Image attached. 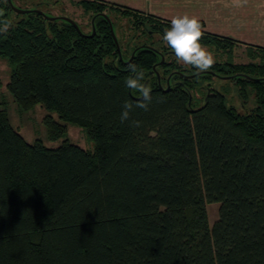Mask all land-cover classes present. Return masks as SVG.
I'll list each match as a JSON object with an SVG mask.
<instances>
[{"label":"trees","instance_id":"1","mask_svg":"<svg viewBox=\"0 0 264 264\" xmlns=\"http://www.w3.org/2000/svg\"><path fill=\"white\" fill-rule=\"evenodd\" d=\"M81 5L93 20L81 32L93 25V37L0 1V57L16 106L41 105L51 141L67 131L55 115L95 144L91 153L67 140L55 149L27 143L0 107V264H264V48H250L251 63L215 60L202 73L178 65L163 40L170 22L98 0ZM112 9L138 30L124 51L116 37L120 55L100 15ZM200 43L228 56L237 46L207 32ZM132 65L152 100L122 123L123 104L141 100L125 86ZM203 75L231 80L253 106L241 112L208 88L195 107Z\"/></svg>","mask_w":264,"mask_h":264},{"label":"rangeland","instance_id":"2","mask_svg":"<svg viewBox=\"0 0 264 264\" xmlns=\"http://www.w3.org/2000/svg\"><path fill=\"white\" fill-rule=\"evenodd\" d=\"M83 1L85 0H11V3L13 7L20 10H38L49 17L69 18L78 25L82 32L89 33L91 31V13L84 10L81 5ZM103 14L109 16L111 25L113 24L114 27V33L121 43V49L123 51L126 50L125 48L128 43H130L133 36L138 33V30L134 28L133 19L122 15L116 9L106 11ZM158 40L159 37L155 38L153 42L157 45ZM139 41L143 42V44L151 45L150 41L144 37H141ZM204 47L213 53L215 60L223 63L246 64L252 62V60L245 56L243 47L237 46L230 56L222 52H217V54H215L214 48ZM258 55L264 58V52L261 53L258 51ZM253 62H260V58L253 60ZM178 65L183 68H185V65L187 66V64L182 62H178ZM10 74L11 68L8 61L0 57V107H3L7 111L9 123L27 143L33 144L36 141H40L45 147L55 149L58 148L64 140H67L69 143L85 151L91 153L94 151L95 144L89 139L85 129L72 123L59 121L55 115H53L55 120L65 124L67 131L63 138L55 141L49 140L47 131L42 123L43 118L47 115L46 110L41 105H37L29 111L19 110L6 89ZM196 82L202 89L192 91L195 107H199L202 104V97H204V93L208 88L222 93L226 98L227 105H231L241 112L248 111L253 106V96L250 94L251 101H244L239 95L238 88L229 79L203 75L201 78L196 79ZM218 208L219 204L217 203L206 205L209 226H212L217 220Z\"/></svg>","mask_w":264,"mask_h":264},{"label":"crops","instance_id":"3","mask_svg":"<svg viewBox=\"0 0 264 264\" xmlns=\"http://www.w3.org/2000/svg\"><path fill=\"white\" fill-rule=\"evenodd\" d=\"M171 23L178 15L199 19L202 30L244 48H264V0H98ZM236 46V47H237ZM235 47V49H236Z\"/></svg>","mask_w":264,"mask_h":264},{"label":"clouds","instance_id":"4","mask_svg":"<svg viewBox=\"0 0 264 264\" xmlns=\"http://www.w3.org/2000/svg\"><path fill=\"white\" fill-rule=\"evenodd\" d=\"M203 35L204 32L199 19L185 14L171 19V27L165 31L163 40L172 49L178 62L191 65L203 72L215 63L213 53L200 43ZM130 70L132 75L126 78L125 86L138 91L141 94V100L135 103L125 102L123 104L120 116L122 123L129 120L134 106L147 111L152 100L150 88L142 82L144 72L138 70L135 65H132ZM132 124L136 127L140 126L139 121H132Z\"/></svg>","mask_w":264,"mask_h":264},{"label":"water","instance_id":"5","mask_svg":"<svg viewBox=\"0 0 264 264\" xmlns=\"http://www.w3.org/2000/svg\"><path fill=\"white\" fill-rule=\"evenodd\" d=\"M7 2H8V4L10 5L12 11H13L14 13H16V14L26 15V14H28V13H30V12H35V13H37V14H40L41 16H44L46 19L51 20V21H54V20H56V19H61V20L65 21V22H67L68 24L72 25V26L77 30L78 33H80L81 35H83V36H85V37H93V35H94V33H95L93 25H92V34H91L90 36H86V35L82 34V32H81V30L79 29L78 25H77L73 20H71V19H69V18H66V17H49V16H47L46 14H44L43 12H40V11H38V10H20V9H17V8L13 7V5H12V3H11V0H7ZM100 15H101L103 18H105V20L108 22L110 35H111V37L113 38V41H114V43H115V45H116V49H117L118 55H120L119 44H118V42H117V39H116V36H115L114 30H113V27H112V25H111V22L109 21V19L107 18L106 15H104V14H100ZM92 22H93V20H92ZM92 22H91V23H92ZM163 61H164V57L161 56V60H160V62H159L157 65L162 64ZM155 67H156V66L153 67V70L155 69ZM202 73H205V72H202ZM206 73H207V72H206ZM157 76H158V75H157ZM191 77H192V76H191ZM226 79H227V78H226ZM252 80H253V79H252ZM254 80H255V79H254ZM168 89H169V88H167L166 91H167Z\"/></svg>","mask_w":264,"mask_h":264}]
</instances>
